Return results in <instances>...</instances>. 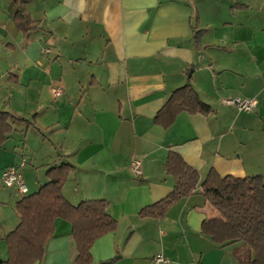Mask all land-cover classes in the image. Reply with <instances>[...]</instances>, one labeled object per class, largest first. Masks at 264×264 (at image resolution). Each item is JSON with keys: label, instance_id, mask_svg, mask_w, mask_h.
Segmentation results:
<instances>
[{"label": "crops", "instance_id": "1", "mask_svg": "<svg viewBox=\"0 0 264 264\" xmlns=\"http://www.w3.org/2000/svg\"><path fill=\"white\" fill-rule=\"evenodd\" d=\"M26 34L18 4L0 0V111L13 132L0 145V178L20 166L26 195L0 187V260L20 222L16 204L48 182L47 170L73 166L61 188L72 205L107 201L113 231L90 248V264H249L241 242L215 244L201 231L213 215L201 184L219 176L264 182V0H29ZM190 82L207 116L181 112L167 128L154 116ZM59 88L61 93L55 94ZM255 99L242 111L222 98ZM170 151L199 174L193 193L161 219L140 217L172 192ZM140 161V175L132 160ZM34 264H76L69 222L54 220Z\"/></svg>", "mask_w": 264, "mask_h": 264}, {"label": "trees", "instance_id": "2", "mask_svg": "<svg viewBox=\"0 0 264 264\" xmlns=\"http://www.w3.org/2000/svg\"><path fill=\"white\" fill-rule=\"evenodd\" d=\"M18 4L15 13L16 28L26 34L34 26L24 5L29 0H13ZM174 90L154 116V123L169 127L181 112L207 116L211 107L199 98L190 82ZM29 124L21 117L0 111V145L13 132L10 121ZM73 170L68 163L54 165L47 170L48 182L39 190L23 197L16 210L20 222L8 233L5 242L8 251L6 260L0 264L39 263L44 247L54 231V220L61 218L71 224L76 244V264H90V248L95 240L113 231L116 220L108 212L107 201L103 199L84 200L78 205L70 204L62 194L67 174ZM164 170L174 178V188L162 200L141 209L140 217L161 219L169 208L193 193L199 182L198 172L188 165L180 154L170 151ZM203 196L213 215L206 217L201 231L218 245L241 242L236 256L249 264H264V182L260 175L234 177L219 176L211 169L201 184Z\"/></svg>", "mask_w": 264, "mask_h": 264}, {"label": "built area", "instance_id": "3", "mask_svg": "<svg viewBox=\"0 0 264 264\" xmlns=\"http://www.w3.org/2000/svg\"><path fill=\"white\" fill-rule=\"evenodd\" d=\"M61 93L59 88L55 89V94L59 95ZM221 102L223 104H231L236 106L242 111H254L257 106V101L255 99H244L240 97L234 98H222ZM132 168L136 175H140V161L138 159L132 160ZM20 166H9L4 169L2 177L0 178V187H15L21 194L26 195L27 187L22 175ZM153 262L155 264H169L167 259L161 254H157L153 257Z\"/></svg>", "mask_w": 264, "mask_h": 264}]
</instances>
